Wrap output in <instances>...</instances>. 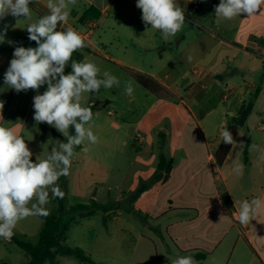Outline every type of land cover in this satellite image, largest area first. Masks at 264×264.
Listing matches in <instances>:
<instances>
[{
	"label": "crops",
	"instance_id": "0c3cea01",
	"mask_svg": "<svg viewBox=\"0 0 264 264\" xmlns=\"http://www.w3.org/2000/svg\"><path fill=\"white\" fill-rule=\"evenodd\" d=\"M176 3L194 13L203 8L212 12L215 1L176 0ZM47 4L48 0H35L30 4L31 20L17 22L8 15L0 21V27L9 26L5 40L14 42L12 45L0 44V62H5L8 56L4 50L14 49L20 36L29 40L26 26L48 14ZM66 10L70 14L65 28L83 32L95 22L93 36L100 19H108L115 13L126 28L130 30L133 26L138 30L139 41L143 38L155 40L150 33L151 25L146 29L141 20L142 12L136 7V0H76ZM89 11L98 17L84 20ZM260 11H264V5L250 17L240 14V19L233 25L230 20L218 23L215 18L212 27L227 39L215 40L217 38L207 32L204 35L216 41L215 55L222 53L221 57L216 61L212 52L199 57V46L194 45L187 51L191 42L180 51L181 64L186 59L188 63L198 65H195L196 69L192 67L183 72L171 62L168 67L176 75H154L130 65L122 57H110L94 44L92 38L88 43L92 53L75 51L82 60L93 57L101 72L108 70L121 80L120 87L111 88V93L103 97V86L98 93L83 94L85 102L82 106H95V96L102 100L98 107L95 106L97 109L90 122L93 134L97 138H111L106 152L109 151L114 163L117 155L126 149L128 170L138 169L130 177L129 173L124 174L123 179L130 182L139 179L142 192H133L131 187L125 189L118 200L127 201V205L121 209L116 200L105 205V210L107 214L115 213V220L129 230L136 229L130 220L123 218L126 211L140 218L137 229L141 259L153 264H171L177 256H192L199 264H264V13ZM199 20H206V15L200 16ZM57 30H64L61 23ZM182 37L186 38V35ZM138 43L139 56L143 54L142 50L149 53L144 43ZM156 49L161 52L165 46ZM93 50L104 54L106 62L93 54ZM127 52L129 49L125 47L122 56ZM166 68L167 65L161 72ZM131 70L150 76L161 86V92L155 94L141 86L131 76ZM127 80L136 83L132 97L123 92V83ZM255 93L258 96L253 98ZM105 100L109 101L106 106L113 107L102 115ZM250 101H253L252 112L239 129L236 143L225 161L219 164L216 154L221 144L220 133L224 127H230L242 105ZM69 131L74 129L70 127ZM45 132L59 140L63 138L46 123ZM195 136L200 140L199 146L186 143ZM252 145L256 147L252 148ZM75 153L82 158L83 165L77 166L74 177L71 168L77 161H72L69 189L78 193L96 180L105 181L102 175L112 167L94 155L96 147L82 144ZM162 158L167 164L172 161L167 180H164L165 172L158 171ZM241 165L242 175L236 171ZM159 175H162L161 179H158ZM245 199L261 201L248 227L239 224V205L234 202ZM17 231L18 223L14 229ZM19 233L23 234V229ZM14 237L8 240L0 237V264L6 243L14 242Z\"/></svg>",
	"mask_w": 264,
	"mask_h": 264
},
{
	"label": "clouds",
	"instance_id": "9594fccd",
	"mask_svg": "<svg viewBox=\"0 0 264 264\" xmlns=\"http://www.w3.org/2000/svg\"><path fill=\"white\" fill-rule=\"evenodd\" d=\"M35 0H0V21L8 15L17 20H31L30 4ZM76 0H48V14L26 26L29 41L37 47L16 46L13 58L4 73V84L17 93L36 91L33 97V119L36 124L46 123L66 138V142L49 140L51 150L36 155L32 161V151L25 139L13 128L0 124V237L8 240L14 234L17 223L30 216L49 215L48 205L57 198L62 199L64 192L57 183L61 176H68L76 153L74 148L85 143L95 144L90 122L93 119L91 108L82 106L85 93H98L105 89L120 87L121 80L110 71L101 72L100 67L87 57L84 60L72 59L77 50L87 47L83 37L72 27L57 30L58 24L69 17V4ZM264 0H220L215 6L217 22L232 20L240 14L248 17L256 14ZM141 10V20L147 29H157L163 39L175 36L185 23V11L176 0H136ZM259 13H264L260 11ZM8 25L0 27V44L6 41ZM71 61V72L65 68ZM47 86L40 94L39 89ZM136 83L127 80L123 92L132 97ZM4 101L0 100V112ZM3 121V117L0 116ZM73 128L72 135L69 129ZM221 142L235 145L232 133L227 127L220 133ZM48 142V143H49ZM252 145V148H255ZM243 174V166L236 169ZM238 203L237 220L241 226L248 227L261 206L259 199L234 201ZM171 264H199L192 256H177Z\"/></svg>",
	"mask_w": 264,
	"mask_h": 264
},
{
	"label": "rangeland",
	"instance_id": "374dc122",
	"mask_svg": "<svg viewBox=\"0 0 264 264\" xmlns=\"http://www.w3.org/2000/svg\"><path fill=\"white\" fill-rule=\"evenodd\" d=\"M219 3L220 1H215L212 12H207L206 9L203 8L192 13L191 10L183 8L185 11V23L175 36H170L167 40L163 39L161 32H156L153 29L150 33L153 34V39L155 40L143 38L142 41H139L138 39L141 36H139L138 30L133 28V26L129 30L120 22L119 15L112 13L108 19H100L99 27L96 28L92 36V41L102 51L110 55V57H122L134 67H141L154 75L164 76L166 74L170 75L171 73L176 75V73L168 67L171 62H174L183 72L188 71L192 67L196 69L195 65H198L196 62L188 63L186 59H183V65L181 64L182 59L180 58V51L191 42L193 43L187 48V51L191 50L194 45H197L200 47L199 57L206 56L208 52L214 54L216 61L221 57L222 53L215 55V53H217L215 46L216 41L204 35V33L207 32L214 38H217L215 40L227 39L221 32H217L212 27V21L217 18L215 16V6ZM130 15L133 16V14ZM202 15H206V20H199V17ZM240 17L241 15L230 20L231 24L237 23ZM188 20L192 21V23ZM113 29H116V31ZM182 35H186V38H183ZM138 42L144 43L149 49V53H145L146 51L142 50L143 54L139 56L137 54L139 51ZM153 43H158L157 46H165V49L158 52L156 49L157 46H152ZM201 44H203V46ZM86 45V48L91 50L86 48L82 50L87 54L92 53V48H90L88 44ZM16 46H23L26 48L37 47L34 41H29L24 36H20L16 40ZM125 47L129 49V52L122 56ZM4 51L8 52V56L5 62H0V100L4 101V108L2 112H0L3 121L0 120V124L13 128L18 135H21L25 139L26 144L33 153L31 159L35 162L36 155L46 154L51 150L53 145L49 140L55 141L59 139L51 135H46L45 123L36 124L33 119V97L37 94L36 91L28 90L27 92L21 91L17 93L14 89L5 86L4 73L9 66L10 60L13 58L14 49ZM93 54L98 57L100 56L105 61L104 54H99L94 50ZM89 60L94 63L96 62L93 57ZM166 65L167 68L165 72H161ZM44 91L45 86H42L39 89V93L42 94ZM107 93H111V90L103 88L101 97ZM182 93L184 94V91H182ZM98 101L101 102L102 100H100L98 96H95L94 104ZM107 101L108 100H105V102ZM114 106H118V104L114 103ZM111 107L106 106L102 108V115L107 114ZM70 134L74 135L75 132L72 131ZM60 141L66 142V138L63 137ZM199 141L200 140L195 136L191 142L186 143L199 146ZM110 143L111 138L103 137L98 138L95 144H91L87 141L83 144L89 148L96 147V153L94 155L100 157L102 163L112 167V170H107L102 175V179L105 181L96 180L88 188L78 193L69 189L65 202L55 203L52 200L51 204L47 206L49 208V215H57L64 225L70 223L67 231V241L64 245L72 249L78 248L82 250L87 257L95 262V264H153L152 261H147L140 257L142 247L138 245L139 234L137 229L140 218L137 215H129L128 211H126L123 218L130 220L136 229L129 230L125 226L123 228L122 222L115 220V213L107 214L105 209H96L95 213L91 216H82L81 212L71 210L73 206L78 204L92 205L93 201L101 206H105L108 203H114L116 200L120 199V195L122 191H126L125 189L131 187L133 192L139 189L141 185L139 179L133 182L123 179L124 174L127 175L129 173L128 176L130 177L131 174L138 171V169L135 168L134 170H128L127 163L129 158H126L127 150L123 149L121 153L117 155V159H115L114 163L109 151L106 152V147H108ZM78 147L79 146L74 148V152ZM80 159L82 158L78 154L73 158V160L77 161L76 166L71 168V173L74 177L76 176L77 166L81 167L83 165ZM143 171L146 173L145 170ZM117 186H119V188H117ZM118 202V204L121 205V209L128 203L127 201L122 202L120 200H118ZM44 225L45 222L40 216H30L18 222L19 231L14 232L13 235L22 241L37 245ZM20 229H23V234L19 233ZM55 250L56 249H54V251ZM29 259L26 252L15 242L6 243V249H4V253H2V264H25ZM58 263L88 264L73 256H58ZM46 264H49V262Z\"/></svg>",
	"mask_w": 264,
	"mask_h": 264
},
{
	"label": "trees",
	"instance_id": "16d2710c",
	"mask_svg": "<svg viewBox=\"0 0 264 264\" xmlns=\"http://www.w3.org/2000/svg\"><path fill=\"white\" fill-rule=\"evenodd\" d=\"M216 1V0H213ZM93 17H98V15H92L89 11L85 14L84 20H90ZM72 59L76 61H81L83 57L80 54L73 53ZM71 61H69V65L65 68V74L71 71ZM131 76L135 79L137 83H139L144 88L148 89L153 93H160L161 86L150 76L143 74L138 71H130ZM264 76V71H263ZM258 95L255 93L253 98H256ZM92 112L95 111L97 108L93 105L90 107ZM253 109V101H250L248 104H243L239 110L238 116L233 120L232 124L228 128V130L232 133L234 140H236L239 129L243 127L250 116ZM233 145L225 144L221 142L219 149L216 154V158L219 164H223L226 157L228 156L229 152L231 151ZM172 161L167 164L165 158L161 159V162L158 167V171L165 172L164 180H167L168 174L170 173ZM162 175L158 176V179H161ZM69 181H70V169L68 176H61L58 180V184L61 190L64 192V197L62 199L57 198L53 201L55 203H63L67 200V195L69 193ZM142 192V189L137 190L136 193ZM107 209V206H101L93 201L92 205H84L78 204L71 208L72 211L81 212L82 216H91L95 213L96 209ZM44 222V228L40 233V240L37 245H32L28 242L22 241L17 237H14V242L26 252L29 256V261L25 264H59L58 263V256H73L78 258L80 261L88 264H95V262L87 257L84 252L78 248L72 249L64 245L67 241V231L69 229L70 223L64 225L61 219L57 215H47V216H40ZM54 249H56L54 251ZM7 264V263H3Z\"/></svg>",
	"mask_w": 264,
	"mask_h": 264
},
{
	"label": "built area",
	"instance_id": "2783aa9c",
	"mask_svg": "<svg viewBox=\"0 0 264 264\" xmlns=\"http://www.w3.org/2000/svg\"><path fill=\"white\" fill-rule=\"evenodd\" d=\"M62 25V28L65 29V26L67 25L66 22H62L61 23ZM95 22H92L90 25L87 26V29L83 32H78L82 37L83 39L85 40L86 44H88L91 40V36H92V31L94 30L95 28Z\"/></svg>",
	"mask_w": 264,
	"mask_h": 264
},
{
	"label": "water",
	"instance_id": "95a60500",
	"mask_svg": "<svg viewBox=\"0 0 264 264\" xmlns=\"http://www.w3.org/2000/svg\"><path fill=\"white\" fill-rule=\"evenodd\" d=\"M100 104H101V102L98 101L97 103H95V106L98 107ZM108 104H109V101L105 102V103L103 104V106H106V105H108Z\"/></svg>",
	"mask_w": 264,
	"mask_h": 264
}]
</instances>
